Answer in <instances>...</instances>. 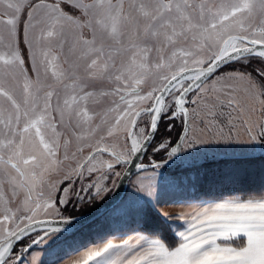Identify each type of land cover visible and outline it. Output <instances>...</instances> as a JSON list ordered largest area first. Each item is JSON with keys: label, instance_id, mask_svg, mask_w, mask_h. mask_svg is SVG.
<instances>
[{"label": "snow or ice", "instance_id": "obj_1", "mask_svg": "<svg viewBox=\"0 0 264 264\" xmlns=\"http://www.w3.org/2000/svg\"><path fill=\"white\" fill-rule=\"evenodd\" d=\"M0 264H264V0H0Z\"/></svg>", "mask_w": 264, "mask_h": 264}, {"label": "trees", "instance_id": "obj_2", "mask_svg": "<svg viewBox=\"0 0 264 264\" xmlns=\"http://www.w3.org/2000/svg\"><path fill=\"white\" fill-rule=\"evenodd\" d=\"M82 211H83V210H82ZM84 212H88V210H86V211L84 210Z\"/></svg>", "mask_w": 264, "mask_h": 264}, {"label": "rangeland", "instance_id": "obj_3", "mask_svg": "<svg viewBox=\"0 0 264 264\" xmlns=\"http://www.w3.org/2000/svg\"><path fill=\"white\" fill-rule=\"evenodd\" d=\"M84 210L86 211V210H88V209H83V211H84Z\"/></svg>", "mask_w": 264, "mask_h": 264}, {"label": "water", "instance_id": "obj_4", "mask_svg": "<svg viewBox=\"0 0 264 264\" xmlns=\"http://www.w3.org/2000/svg\"><path fill=\"white\" fill-rule=\"evenodd\" d=\"M85 213H87V212H85Z\"/></svg>", "mask_w": 264, "mask_h": 264}]
</instances>
